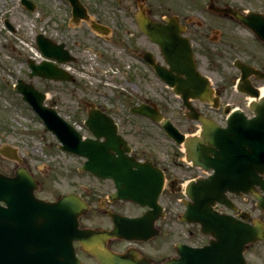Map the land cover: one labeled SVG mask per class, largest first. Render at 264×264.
<instances>
[{"label":"flooded vegetation","instance_id":"flooded-vegetation-1","mask_svg":"<svg viewBox=\"0 0 264 264\" xmlns=\"http://www.w3.org/2000/svg\"><path fill=\"white\" fill-rule=\"evenodd\" d=\"M146 1V13L154 20L168 24L165 19L176 16L175 20L170 21L176 27L174 32L178 30L180 37L189 40L197 69L210 80L205 94V98L210 101L194 95L187 99V104H190L194 112L210 120L213 118L220 126L227 125L228 114L235 109L243 110L251 117L252 113L248 111L249 98L236 86L241 71L234 61L240 59L264 71V38L259 39L251 28L234 15L210 11L202 4H167L161 9L150 6ZM215 1L221 5L231 4L242 13H259L264 33V0H252L255 3L250 0ZM136 13L137 9L134 21ZM86 23L91 30L89 22ZM135 23L137 24L136 21ZM132 37L130 45L121 51L132 57L137 89L115 103L104 94L99 107L113 118L118 133L128 140L131 146L128 155L138 162L150 163L157 173H162L164 182L159 193L153 189L158 181L144 182L140 188L133 189L132 193L141 201L116 197L114 180L99 177L91 171H84L87 179L82 183L78 182L80 191L70 189L54 195H42L40 189L38 196L50 200L66 192L79 193L89 205L80 218V227L97 231L112 230L115 227L119 229L120 236L98 237V248L91 241V234L85 235L86 248L76 241V253L82 264H102L92 252L94 248L100 252L112 250L124 254L132 259V264H169L172 259L183 257L179 251L180 245L186 251L190 247H201L211 239L210 235L202 232L201 223L190 221L186 213L187 205L195 203L186 191L187 186L206 178L211 171L188 160L186 143L176 142L163 125L164 121H170L186 138L192 137L196 142L198 138L202 139V123L188 115L192 111L188 109L185 100L159 77L156 66L170 68L162 46L141 32L138 24ZM62 41L71 51H81L78 50L81 45L78 39ZM224 67L230 69V74H222ZM180 77L185 78V75L181 74ZM250 80L257 87L264 84V79L251 77ZM177 103L181 110H176L171 115L172 108ZM140 104L156 109L162 117L154 119L133 112L132 107ZM86 135L93 137L90 132ZM133 138L138 144L133 143ZM111 153L116 155L117 151L112 149ZM226 199L227 203H218L213 207L217 215L243 225L255 224L257 219L264 223V210L258 207L256 199L250 193L232 191L227 193ZM115 215L119 217L117 221L114 219ZM244 257L248 264H264V240L246 245Z\"/></svg>","mask_w":264,"mask_h":264},{"label":"water","instance_id":"water-1","mask_svg":"<svg viewBox=\"0 0 264 264\" xmlns=\"http://www.w3.org/2000/svg\"><path fill=\"white\" fill-rule=\"evenodd\" d=\"M70 2L74 7L75 19L87 17L86 10L80 0H70ZM22 3L31 10L35 7V4L30 0H22ZM139 7L140 13L137 15V20L142 31L161 44L171 69L187 75L185 83L178 84L174 88L177 93L187 97L190 95L188 88L195 77V64L190 43L185 39L180 40L173 33L175 26L152 21L145 14L146 9L142 2ZM211 8L220 13L235 14L239 19L248 23L257 35H260L259 24L251 19L252 22H250L247 17L238 13L231 6L219 7L212 3ZM8 25L12 27L9 22ZM93 26L94 28H104L98 23H94ZM37 44L48 59L40 63L30 59L29 64L32 69L29 73L30 77L38 75L54 80L70 81L74 79L71 73L54 62V60L58 63L76 60L65 48V43H57L43 34H38ZM175 48L178 50L176 51ZM241 68L244 78L251 74H255L259 78L264 77V73L255 67L242 65ZM160 74L173 85L174 75L170 71L160 70ZM199 79L201 87L206 88V79L200 76ZM15 90L23 94V99L31 104L43 119L46 127L57 135L61 141L62 149L86 156L85 169H92L100 176L115 179L119 197L141 200L135 193H132L133 189L140 188L144 182L152 180L162 183L161 175L156 174L155 177V170L151 167L136 161H129L123 154L115 157L110 153V149H119V146L113 143L119 137L115 132L116 129L107 130L106 116L94 103L87 102L89 109L85 123L96 135V139H83L81 133L55 108L45 105L46 94L37 89L32 81L18 79ZM244 91L253 98L251 109L255 115L251 119L243 118L241 122L229 119L226 128L214 126L205 133L206 140L216 146L212 152L216 156L213 160L217 168L212 178L195 186L201 188L204 197L209 195L202 209L203 220L210 224L218 222L217 228L220 230L213 232L217 237L216 241L211 240L210 244L202 249L191 251V257L197 255V258L201 259L196 260V264H246L243 256L245 244L264 239V226L261 223L256 225L232 223L225 218L214 217L211 211L213 200L221 196L227 189L250 191L258 199V205L264 209V194L258 193L256 188L259 186L264 190V181L258 174V172L264 171V95L250 86ZM135 109L141 113L159 117L156 112L147 107L136 106ZM193 115V117L201 118L206 124L207 121L202 117L197 114ZM237 115L242 116L240 111H236L231 117ZM165 126L177 141L181 142L185 139L184 135L168 122H165ZM101 136H105L106 140L100 141ZM186 142L187 148H189V142ZM202 148L204 149V146L200 142L198 151H201ZM0 153L22 162L18 148L9 144L1 145ZM191 157L194 158L195 163L202 164L207 169L211 167L198 159L200 157L196 158L189 154V158ZM102 166H107V168ZM237 167H240L241 170ZM233 176L235 183L228 184L227 180L230 182ZM215 177L219 179L220 183L212 194H207ZM37 188L38 179L22 165H19L12 175L0 172V264H80L75 254L73 241L79 240L82 244L85 243L84 235L88 231L79 228V217L85 213L86 203L75 193L65 194L55 201L39 199L35 196ZM153 189L158 192L160 184ZM204 231L212 233L211 228L205 227ZM114 233L116 231H111L108 234ZM97 254L104 264H129L127 259L120 255L109 252Z\"/></svg>","mask_w":264,"mask_h":264},{"label":"rangeland","instance_id":"rangeland-1","mask_svg":"<svg viewBox=\"0 0 264 264\" xmlns=\"http://www.w3.org/2000/svg\"><path fill=\"white\" fill-rule=\"evenodd\" d=\"M37 3L34 11L26 9L20 0H0V145L8 143L17 146L24 162L40 179L42 195H54L58 192L78 188V182L87 179L85 172L79 171L83 158L67 153L59 148L56 136L48 130L40 117L14 90L19 78L29 80L30 67L28 59L34 55L36 36L40 32L56 39L80 42V57L75 64L77 68L86 66L96 69L90 61L93 55L88 50H102L97 59L98 67L107 69L104 75L101 70L94 77L86 74L80 76L77 83L53 81L34 77L35 85L47 93L46 102L53 105L69 121L81 125L86 132L84 119L87 116L86 101H94L97 105L106 91L115 103L124 98L120 95L119 86H125L124 93L129 95L131 82L136 81L129 73L128 64L132 66V57L127 56L122 48L130 45L132 33L136 32L134 12L136 0H83L89 8L92 18H96L110 26L107 35L92 32L86 21L76 24L72 21L71 6L68 0H33ZM219 1V0H218ZM208 0H148L150 6L163 8L167 4H202L207 6ZM250 2H253L250 0ZM248 3V1H246ZM8 18L15 30L5 24ZM128 32L125 33V30ZM73 47V46H72ZM95 56V55H94ZM121 70V76L113 77L111 70ZM132 68V67H131ZM124 69H126L124 71ZM225 72L229 71L225 68ZM230 74V73H229ZM89 78L90 82L87 81ZM100 78V79H99ZM108 79L111 83L103 85L99 80ZM116 85V86H115ZM112 87V88H111ZM173 98V94L171 93ZM171 115L181 110L179 104L172 108ZM125 111V110H124ZM126 112V111H125ZM133 143L138 144L135 138ZM17 162L0 154V170L12 173Z\"/></svg>","mask_w":264,"mask_h":264},{"label":"bare ground","instance_id":"bare-ground-1","mask_svg":"<svg viewBox=\"0 0 264 264\" xmlns=\"http://www.w3.org/2000/svg\"><path fill=\"white\" fill-rule=\"evenodd\" d=\"M261 93L264 94V89L262 88Z\"/></svg>","mask_w":264,"mask_h":264}]
</instances>
